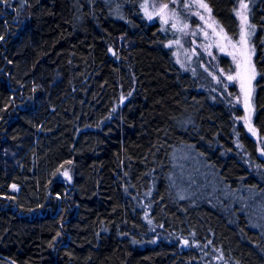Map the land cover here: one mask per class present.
<instances>
[{
    "label": "trees",
    "instance_id": "trees-1",
    "mask_svg": "<svg viewBox=\"0 0 264 264\" xmlns=\"http://www.w3.org/2000/svg\"><path fill=\"white\" fill-rule=\"evenodd\" d=\"M204 1L237 37L239 0ZM248 1L257 140L235 87L181 67L140 0L119 17L0 0V264H264V0Z\"/></svg>",
    "mask_w": 264,
    "mask_h": 264
},
{
    "label": "rangeland",
    "instance_id": "rangeland-1",
    "mask_svg": "<svg viewBox=\"0 0 264 264\" xmlns=\"http://www.w3.org/2000/svg\"><path fill=\"white\" fill-rule=\"evenodd\" d=\"M110 1L114 4V14L118 17L121 16V5L118 4V0ZM248 2V0L238 1L237 16L240 28L242 16L247 17L249 24ZM201 4L207 5L204 0H140L143 15L147 21H157L161 25L174 60L181 67L190 70L203 69L211 75L213 80H219L224 86L233 85L235 87L234 104L242 109V115L237 117V121L245 126L257 140L258 136L252 122L254 82L257 71L253 62L254 50L251 35L248 37L246 51L250 66L255 70V77L250 84L253 90L250 106L246 108L239 78L243 74L241 46L237 43L240 35L235 38L229 37L213 16L210 7L207 5V8H203L200 6ZM241 4L246 7L242 9ZM248 31L252 33V29H248ZM224 57L228 61H224ZM238 64H241V67L238 68ZM251 74L249 71L248 75L251 76ZM229 76L237 78L229 80ZM121 101L123 102L124 99ZM21 154L20 145L10 147L4 155V165L7 168H12ZM62 176L69 180L67 170L62 172ZM11 190L17 192L19 186L12 184Z\"/></svg>",
    "mask_w": 264,
    "mask_h": 264
},
{
    "label": "snow or ice",
    "instance_id": "snow-or-ice-1",
    "mask_svg": "<svg viewBox=\"0 0 264 264\" xmlns=\"http://www.w3.org/2000/svg\"><path fill=\"white\" fill-rule=\"evenodd\" d=\"M200 6L203 8H207V5L205 4H201ZM245 7L246 5L241 4L242 9ZM248 29H254V26L247 23V17L242 16L241 28H240V33H239L240 39L237 43L241 46L240 55L242 57L241 64L243 67V74L240 75L239 78H240V88H241V92L244 95V103H245L246 108L250 106V101H251L252 91H253L250 84H251V80L254 79L255 77V70L254 68L250 66L249 58H248L247 51H246V46L248 44V37L251 35V32L248 31ZM241 64L237 65L238 68L241 67ZM249 71H251L252 73L251 76L248 75ZM236 78L237 77H233V76L228 77L229 80H234ZM13 188H15V185H13Z\"/></svg>",
    "mask_w": 264,
    "mask_h": 264
}]
</instances>
